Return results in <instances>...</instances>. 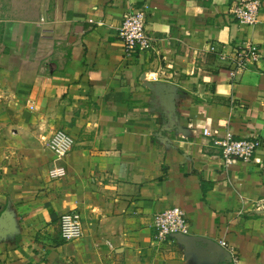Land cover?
<instances>
[{
	"label": "crops",
	"instance_id": "0c3cea01",
	"mask_svg": "<svg viewBox=\"0 0 264 264\" xmlns=\"http://www.w3.org/2000/svg\"><path fill=\"white\" fill-rule=\"evenodd\" d=\"M233 1L0 0V264H229L222 240L264 264V0L251 27ZM134 10L154 42L127 55L118 30ZM212 45L261 58L231 77ZM152 83L167 85L174 127ZM205 129L255 139V158L227 162ZM58 130L75 140L62 160L48 148ZM173 207L189 248L153 238ZM74 210L84 234L66 242Z\"/></svg>",
	"mask_w": 264,
	"mask_h": 264
},
{
	"label": "built area",
	"instance_id": "2783aa9c",
	"mask_svg": "<svg viewBox=\"0 0 264 264\" xmlns=\"http://www.w3.org/2000/svg\"><path fill=\"white\" fill-rule=\"evenodd\" d=\"M262 0H234L230 7L232 19L240 25L255 26L259 20ZM146 13L134 10L127 14L118 30L119 40L124 46L127 55H135L153 48V38L146 30ZM210 52L216 55L219 61L229 66L231 77H236L239 70H245L259 62L261 56L255 45H249L242 50H237L235 55H230L217 45L210 47ZM203 134L211 139V144L216 154L227 162H251L257 153L258 143L255 139H236L231 134L225 138L213 137L209 130ZM74 138L64 130L56 131L48 142L49 150L57 160H62L74 148ZM67 174L66 168L59 166L50 171L51 179H59ZM62 239L66 242L76 241L83 237V220L78 211L63 214L59 221ZM153 238L156 242H167L173 239L174 234L187 235L189 223L185 211L179 207L170 208L153 217ZM219 245L230 254L229 264H240L232 246L225 240Z\"/></svg>",
	"mask_w": 264,
	"mask_h": 264
},
{
	"label": "water",
	"instance_id": "95a60500",
	"mask_svg": "<svg viewBox=\"0 0 264 264\" xmlns=\"http://www.w3.org/2000/svg\"><path fill=\"white\" fill-rule=\"evenodd\" d=\"M148 87L153 92H155V94L158 97L161 105L163 107H165L166 114L169 118V122L172 125V127H174L177 124L176 108H175V105L172 101L171 95H169V93H167L168 92L167 85H165L163 83H152V84H149ZM2 223H0V226ZM172 238L178 240L181 244L185 245L187 248H189V246H191V244L194 241L193 239H191V238H189L183 234H174V235H172ZM207 243L209 244L210 242H207ZM217 247H218V249H220L219 253L222 252V254L225 256L226 260L229 262L230 261V254L225 249H222L219 245H217Z\"/></svg>",
	"mask_w": 264,
	"mask_h": 264
}]
</instances>
